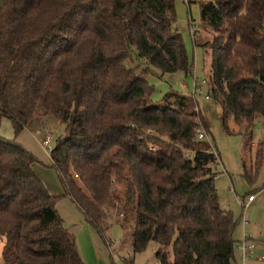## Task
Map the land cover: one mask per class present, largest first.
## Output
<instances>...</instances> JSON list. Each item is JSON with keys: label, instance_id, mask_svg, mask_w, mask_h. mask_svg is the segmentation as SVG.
Masks as SVG:
<instances>
[{"label": "trees", "instance_id": "16d2710c", "mask_svg": "<svg viewBox=\"0 0 264 264\" xmlns=\"http://www.w3.org/2000/svg\"><path fill=\"white\" fill-rule=\"evenodd\" d=\"M175 0H0V119L15 136L36 121L64 134L49 157L62 188L51 196L32 154L0 137L2 264H83L55 205L68 198L95 235L133 213L132 253L155 245L159 264H232L236 221L219 207L218 155L195 101L170 92L152 103L146 78L191 75L174 28ZM209 40L207 94L244 138L264 120V0H198ZM194 34V33H193ZM195 34L192 36L196 44ZM229 132V131H228ZM254 173L263 158L256 147ZM115 213V214H114Z\"/></svg>", "mask_w": 264, "mask_h": 264}, {"label": "rangeland", "instance_id": "374dc122", "mask_svg": "<svg viewBox=\"0 0 264 264\" xmlns=\"http://www.w3.org/2000/svg\"><path fill=\"white\" fill-rule=\"evenodd\" d=\"M174 28L182 36L190 64H192L191 75L183 73L172 75H161L158 70L152 69L146 80L152 92L150 100L152 103H161L165 95L170 92L179 95H188L199 110L206 126L207 135L204 134L205 146L218 155L213 172L216 174L214 186L218 196L219 207L223 211L231 212L236 227L233 232L234 241L243 235L249 236L255 244V255H264V120L255 122L251 151L247 153L248 169L253 180L250 182L243 176V149L244 138L237 132L238 128L231 116L225 120L226 131L222 124L221 109L212 99H205L208 86H202L200 94H193V89L202 80L207 82L210 69V55L199 45L209 40L210 35L198 30L199 26V5L198 0H175L174 2ZM196 44L192 36L195 34ZM194 33V34H193ZM196 81V82H195ZM195 82V83H194ZM34 132H39L36 136ZM49 134L53 137L51 149L55 147L56 140L63 136L64 125L58 124L51 119L44 120V124L36 121L26 126L23 131L15 136L10 122L7 119H0V137L7 140H15L22 148L34 156L37 163L34 165V172L42 182L51 196L59 197L62 192L61 185L55 171L51 168L49 153L40 145L42 135ZM262 148L263 158L261 164L254 173V154L256 147ZM249 196L253 201L243 207V202ZM55 209L60 216L63 226L73 233L80 247V255L83 264H159L155 257V245L150 243L145 251L132 253L133 213L131 210L123 211V216H114L107 231V239L110 247L107 248L96 236L94 239L99 251L87 249V244L74 234L77 224L74 221L73 206L69 199L59 200ZM115 214V213H114ZM245 222V224H244ZM80 243V245H79ZM235 250V249H234ZM237 257V252L234 253ZM124 262V263H123ZM0 264H2L0 256Z\"/></svg>", "mask_w": 264, "mask_h": 264}, {"label": "built area", "instance_id": "2783aa9c", "mask_svg": "<svg viewBox=\"0 0 264 264\" xmlns=\"http://www.w3.org/2000/svg\"><path fill=\"white\" fill-rule=\"evenodd\" d=\"M196 82V81H195ZM194 82V83H195ZM207 82L205 80H202L200 83L197 84L195 89H193V94H200L201 93V88L202 86H205ZM205 99H209V95H205ZM204 131L202 129H197L196 134H195V139L198 141H203L204 140ZM34 134L38 137L40 136L39 132H34ZM53 141V137L49 134H43L41 139H40V145L41 147L47 152L51 153V143ZM254 197L249 196L247 198V201L244 203L243 202V207H247L252 201ZM245 224V222H244ZM235 249L240 252L241 254V264H264V255H255V244L254 241L251 240L249 236L243 235L242 238L240 239L239 242L236 243Z\"/></svg>", "mask_w": 264, "mask_h": 264}, {"label": "crops", "instance_id": "0c3cea01", "mask_svg": "<svg viewBox=\"0 0 264 264\" xmlns=\"http://www.w3.org/2000/svg\"><path fill=\"white\" fill-rule=\"evenodd\" d=\"M49 193V192H48ZM62 193L63 192H61V195H62ZM50 194V193H49ZM61 195H59V196H61ZM64 199H68V198H62V199H60V200H64ZM70 201V200H69ZM71 202V201H70ZM71 205L73 206V211H71V213L73 212L75 215V217H74V221H75V223L77 224V229H76V232L74 233L75 235H76V237H79L83 242H84V240H86V244H87V249L89 250H93V252L94 253H96V252H98L99 251V249H98V247H97V245L95 244V237H96V235H95V233H94V231L91 229V227L88 225V224H86L85 222H84V218H83V216H82V214L79 212V210L76 208V206L71 202ZM69 231V230H68ZM70 234H73V233H71V232H69ZM107 232H106V238H108L107 237ZM242 238V237H241ZM240 238V239H241ZM77 239L78 238H76V244L78 243L77 242ZM240 239H238V240H236L235 241V245H236V243L237 242H239L240 241ZM79 245H80V243H79ZM1 247V246H0ZM80 247H81V250H82V246H78V244H77V249H78V252L80 251ZM235 252H237V257H235V254H234V259H233V261H232V264H241V254H240V252H238L236 249L234 250V253ZM79 255H80V252H79ZM256 256H259L258 254L256 255ZM80 257H81V255H80ZM124 263V262H123Z\"/></svg>", "mask_w": 264, "mask_h": 264}]
</instances>
